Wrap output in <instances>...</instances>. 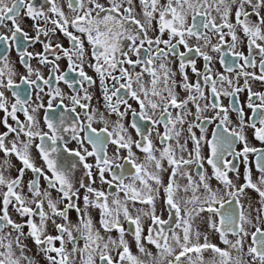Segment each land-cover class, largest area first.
I'll return each instance as SVG.
<instances>
[{
  "label": "snow or ice",
  "instance_id": "6c2138e0",
  "mask_svg": "<svg viewBox=\"0 0 264 264\" xmlns=\"http://www.w3.org/2000/svg\"><path fill=\"white\" fill-rule=\"evenodd\" d=\"M256 81L264 0H0V264H264Z\"/></svg>",
  "mask_w": 264,
  "mask_h": 264
},
{
  "label": "flooded vegetation",
  "instance_id": "af4514ba",
  "mask_svg": "<svg viewBox=\"0 0 264 264\" xmlns=\"http://www.w3.org/2000/svg\"><path fill=\"white\" fill-rule=\"evenodd\" d=\"M22 24L25 26V27H27L28 25H30L31 24V21L30 20H27L26 18L22 21ZM65 46H67V44H66V42H65ZM35 50H40V46L39 45H37L36 46V48H35ZM244 51H245V54H247L246 53V49H244ZM13 59H16V56H15V53H13ZM33 63L35 64V61H33ZM198 66H202V61H198ZM62 67H66V62H62ZM219 64H216V68L217 69H219ZM45 71V74H47V70L45 69L44 70ZM249 71H252L251 69H249ZM258 71V70H257ZM89 74H91V72H89ZM190 76H191V73H190ZM193 79H194V77H192ZM240 83L242 84L243 83V80H241L240 81ZM252 86H253V91H264V84H261L259 81H256V82H253V84H252ZM246 95H247V93H244V94H242V96H241V100H242V102H243V100L246 98ZM94 103H95V101H93ZM223 102L225 103V104H227V98H224V100H223ZM247 111V110H246ZM3 114L2 113H0V116H2ZM21 119H23V116L21 115V117H20ZM233 118H234V114H233ZM213 127L214 126H209V128H208V130H207V135H208V137L209 138H211V132L213 131ZM0 130H2V129H0ZM197 135H199V132H197ZM253 144H254V146H256V147H264V145H261L258 141H254L253 142ZM74 146V145H73ZM191 146V145H190ZM239 147V146H238ZM111 151H112V149H111V147L109 148V152L111 153ZM204 154L205 155H208L209 154V149H208V147L207 146H205V148H204ZM249 160H250V162H251V166H252V173H253V179L255 180L258 176H259V173L256 171V169H255V157H254V155H252V154H250L249 155ZM18 163V162H17ZM37 163H40V161L38 160L37 161ZM205 168L208 170V172L209 173H211V167L209 166V165H207V164H205ZM243 173H244V167H243V165L241 164V166H240V179L239 180H237L236 182L238 183V184H240V183H243ZM15 173H13V175H14ZM29 175H31L30 173H29ZM230 176H232L233 178H235V174L234 173H230L229 174ZM214 184H215V182H214ZM247 192H248V195H249V197L252 199V201H253V206L254 207H257L258 206V204L256 203L257 201H258V199H259V197H258V195L253 191V190H251V189H248L247 190ZM54 195H55V193H54ZM161 195H163V193H161ZM245 204H247V201H245ZM161 207H162V201H158L157 202V212H158V214H159V212H160V210H161ZM95 215V214H94ZM254 215H255V213H254ZM70 216H71V218L73 219V221H75V219H76V214H75V212H71L70 213ZM165 218H166V214H165ZM125 227L127 228V225L125 224ZM231 238V237H230ZM212 242H214V243H218L219 244V238H218V234H216V235H214L213 237H212ZM220 247H224V245H222V244H220L219 245ZM35 249L33 248V253H35ZM133 251L135 252V249L133 248ZM211 253L210 252H205L204 253V258L207 260V259H209V258H211Z\"/></svg>",
  "mask_w": 264,
  "mask_h": 264
}]
</instances>
